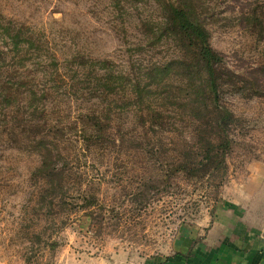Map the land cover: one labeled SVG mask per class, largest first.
<instances>
[{"label": "rangeland", "instance_id": "1", "mask_svg": "<svg viewBox=\"0 0 264 264\" xmlns=\"http://www.w3.org/2000/svg\"><path fill=\"white\" fill-rule=\"evenodd\" d=\"M168 1L188 5L229 71L218 101L234 120L217 188L175 171L197 123L182 80L155 71L185 55ZM0 13L42 47L20 73L45 94L0 101V264L194 258L245 185L264 194V0H0Z\"/></svg>", "mask_w": 264, "mask_h": 264}, {"label": "trees", "instance_id": "2", "mask_svg": "<svg viewBox=\"0 0 264 264\" xmlns=\"http://www.w3.org/2000/svg\"><path fill=\"white\" fill-rule=\"evenodd\" d=\"M187 6L168 1L163 8L168 29L179 48L185 51H182L184 59L168 62L155 71L160 75L173 73L182 80L183 83L176 90L178 94H184L187 101L184 106L197 123L195 138L189 145L184 143L175 171L191 178L208 176L213 180L211 186L217 188L222 185L226 176L225 157L230 149L228 131L234 120L232 114L218 101L222 71H229L223 67V58L211 49L207 30L193 18ZM42 53V47L38 43L34 45L28 29L6 20L0 13V101L8 104L22 94L32 100L45 97V94H41L38 98L30 89L32 84L23 75L24 72L20 73V70H26L27 63L33 58L40 61ZM52 64L57 72L59 64L55 62V58H52ZM105 65L107 62L101 63V69H108ZM107 72L113 82L117 80L110 75L111 71ZM60 80L64 82L62 77ZM106 87L104 90L113 89L112 85ZM55 88L59 89L57 86ZM136 90V97L139 99V90ZM46 91L47 89H42V92Z\"/></svg>", "mask_w": 264, "mask_h": 264}, {"label": "crops", "instance_id": "3", "mask_svg": "<svg viewBox=\"0 0 264 264\" xmlns=\"http://www.w3.org/2000/svg\"><path fill=\"white\" fill-rule=\"evenodd\" d=\"M254 184L233 196L235 209L218 214L196 257L166 264H264V194L252 191Z\"/></svg>", "mask_w": 264, "mask_h": 264}]
</instances>
